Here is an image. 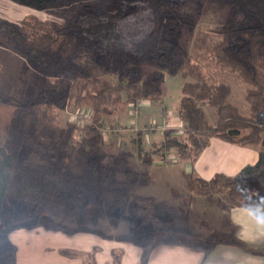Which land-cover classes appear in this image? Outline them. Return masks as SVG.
Returning a JSON list of instances; mask_svg holds the SVG:
<instances>
[{
	"label": "trees",
	"instance_id": "obj_1",
	"mask_svg": "<svg viewBox=\"0 0 264 264\" xmlns=\"http://www.w3.org/2000/svg\"><path fill=\"white\" fill-rule=\"evenodd\" d=\"M14 1L37 9H62L81 0ZM196 1L192 12L180 13L175 0H142L154 25L133 52L118 43L119 13L84 5L76 15L79 19L74 16L62 26L37 17L20 22L0 17V31L25 60L22 81H29L19 98L0 92V264H17L18 247L10 235L25 225L31 213L15 210L7 217L10 202L77 223H85L89 211L92 218L106 214L117 219L119 212L134 210L133 203L140 198L136 188L151 184L153 177L147 171L126 170L121 179L115 167L104 163L98 153L104 142L101 122L144 100L160 102L164 73L194 81H185L178 104L184 133L166 132L160 147L167 152L175 148L178 158L194 162L212 137L264 146V0H214L232 6L229 20L220 29L199 27L194 43L219 68L235 72L250 85L245 95L247 115L230 100L231 85L211 80L203 63L181 42L186 31L194 33L198 27L202 1ZM103 18H112V24H86ZM96 46L108 50L107 70L117 74L116 82L95 76L90 66L75 61L91 57ZM146 65L155 69L147 71ZM69 102L93 109V121L80 128L81 137L75 134L78 129L59 125L53 113ZM207 104L216 109L215 122L207 117ZM260 155L264 158L263 147ZM251 171L253 167H247L239 175L218 172L204 179L193 170L187 174L188 187L192 194L217 192L232 205L253 209L264 202V169L257 174ZM40 224L44 223H35ZM98 251L94 247L60 252L80 258L83 264H97ZM122 253L112 252L115 264L121 262ZM142 261L146 264L144 255Z\"/></svg>",
	"mask_w": 264,
	"mask_h": 264
},
{
	"label": "rangeland",
	"instance_id": "obj_2",
	"mask_svg": "<svg viewBox=\"0 0 264 264\" xmlns=\"http://www.w3.org/2000/svg\"><path fill=\"white\" fill-rule=\"evenodd\" d=\"M130 1L81 0L74 4H68L62 9L55 7L37 9L20 4L14 0H0V17L14 22H20L30 17H37L47 23L57 21L58 25L62 26L74 16L76 17L80 8L84 5H88L92 9L109 11L112 14L119 13L120 18L117 27L118 43L125 50L133 52L138 42L142 38L147 37L152 31L154 19L151 11L144 6L142 0H134V3ZM175 1L180 6V13L185 11L190 13L197 5L196 0ZM200 1H202V4L197 19L198 27L194 33L186 31L181 42L193 57L198 58L203 63V70L211 80H224L231 85L230 100L239 106L243 114L247 115L249 114V103L245 95L250 85L235 72L219 68L214 59L203 53V51L194 48L198 28L220 29L229 20L232 6L214 0ZM78 17L76 19H79ZM112 21V18H103L95 19L93 22L86 21V24L102 23L108 25L112 24ZM110 58L108 50L96 46L93 49L91 57L80 56L75 61L90 66L95 76H101L116 82L118 78L117 74L107 70ZM24 61V58L14 48L12 40L7 34L0 31V92L4 95L19 98L25 84L29 83V81H22V78H25L22 75ZM145 69L151 71L155 68L146 65ZM185 81H194V79L189 76L184 78L181 75L164 73L162 94L166 107H159L158 110L162 117L165 114L167 117H165L162 123L155 118L149 120L142 118V121L138 122V118L140 119L141 116L145 115V113H142V110L149 103V100H144L137 106L130 105L125 112L116 113L112 117L102 120L104 142L100 145L98 153L102 156L107 166H113L117 169L119 178L124 179L126 177V170L149 172L154 160H156L155 163H161L159 164L161 166L154 165L151 167L153 173H156V170H158V173L155 175L157 178L169 177L170 175L174 177L182 176L183 164L176 163L178 159L180 160L177 156V150L173 148L167 152V150L160 146L166 132L178 134V129H181L182 133L180 134L184 133L185 125H173L169 114H178V104L183 95L182 87ZM204 110L210 122H215L217 119L215 107L207 104L204 106ZM53 113L59 125L67 130L78 129L77 131L75 130V134L81 137L80 128L93 121L92 116L94 112L92 107L87 104L80 105V103L69 102L64 107L54 108ZM155 132L159 134L157 133V135ZM160 132L162 133L160 134ZM257 147L259 149L261 147L264 148L263 145H258ZM149 158L153 161L148 162ZM168 158L169 161H167ZM139 188L141 187L136 188L137 194L139 193ZM138 197H140L139 194ZM140 202L139 198L133 203V211L130 209L119 212L117 219H111L106 214L92 218L90 217L91 211H89L87 213L88 219L85 223H77L75 221L63 222L53 218L49 214L34 212L25 204L18 201L7 204L5 215L8 217L15 210L16 212L20 210L23 213L31 212L29 218L23 222L25 225L17 230L29 231L33 234V237L47 235L48 238H45H47L49 246L45 250L46 254H50L52 251L60 252L61 249L65 248L91 251L94 247H98L99 249L103 247L106 253L111 250V253L114 251L115 255H119L123 251L122 248L127 247V244L130 243L128 245L143 244L145 247L144 259H147V250L150 248L153 240V229L150 226L151 223L146 221L145 223L149 226L146 224L143 233L141 231L142 224L140 217L145 220H152L151 218L157 217L155 215L157 210L149 206L151 203L141 205ZM138 203H140V206H138ZM141 206L144 207L141 208ZM143 208L147 211L145 214L151 218H145V215L142 216L143 212L141 210ZM39 221L44 224L36 226L35 223ZM74 240L79 242L74 244ZM89 241H95V244L93 245ZM125 242L128 243L125 244ZM81 245L85 247L89 246L90 249H82L80 248ZM112 257L111 260L114 263L115 256L112 254Z\"/></svg>",
	"mask_w": 264,
	"mask_h": 264
},
{
	"label": "crops",
	"instance_id": "obj_3",
	"mask_svg": "<svg viewBox=\"0 0 264 264\" xmlns=\"http://www.w3.org/2000/svg\"><path fill=\"white\" fill-rule=\"evenodd\" d=\"M159 107H166L164 98L160 102L149 101L142 110L145 115L138 122L142 118H155L162 123L167 116L162 117ZM177 115L169 114L171 123L183 126ZM155 162L151 167L161 166ZM176 163L183 164L182 176L157 178L158 170L153 173L150 167L153 182L139 188L141 205L151 203L149 206L157 210L154 218L145 214L146 209L141 210L142 216L152 219L140 217L141 231L144 233L146 221L153 229L146 264H264V202L251 209L232 205L217 192L192 194L187 180V174L193 170L204 179H211L218 172L235 176L247 167H253L251 173L257 174L264 169L260 149L212 137L196 161L178 159ZM10 236L18 247L17 264H83L80 258H69L58 251L46 254L47 235L33 237L29 231L17 230ZM74 241V244L79 242ZM128 244L122 248L119 264H143V244ZM80 248L90 249L83 245ZM96 258L97 264H114L111 250L106 253L103 247Z\"/></svg>",
	"mask_w": 264,
	"mask_h": 264
},
{
	"label": "built area",
	"instance_id": "obj_4",
	"mask_svg": "<svg viewBox=\"0 0 264 264\" xmlns=\"http://www.w3.org/2000/svg\"><path fill=\"white\" fill-rule=\"evenodd\" d=\"M178 134L182 133V130L181 129H178ZM167 161H169V158L167 159Z\"/></svg>",
	"mask_w": 264,
	"mask_h": 264
}]
</instances>
